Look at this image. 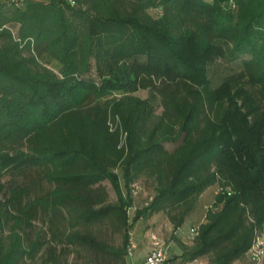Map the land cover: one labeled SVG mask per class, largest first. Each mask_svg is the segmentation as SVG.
<instances>
[{"label":"trees","instance_id":"16d2710c","mask_svg":"<svg viewBox=\"0 0 264 264\" xmlns=\"http://www.w3.org/2000/svg\"><path fill=\"white\" fill-rule=\"evenodd\" d=\"M220 61L231 69L214 86ZM7 175L0 264H129L142 219L162 213L178 231L212 186L206 223L180 259H247L264 236V0L2 2ZM143 178L153 194L131 218ZM44 182L51 189L37 196ZM105 224L121 247L79 230Z\"/></svg>","mask_w":264,"mask_h":264},{"label":"rangeland","instance_id":"374dc122","mask_svg":"<svg viewBox=\"0 0 264 264\" xmlns=\"http://www.w3.org/2000/svg\"><path fill=\"white\" fill-rule=\"evenodd\" d=\"M8 0L1 1L0 4L3 2H7ZM213 1V0H210ZM157 14V12L155 11ZM51 68H56L55 64L52 63L50 66ZM215 70L218 68L219 72L217 76L213 77V73H211V78H213L214 86H219L220 83L223 81L224 77L228 76V71L231 69V65L225 63L224 61H220L217 66L214 67ZM94 75H97L94 73ZM98 80V78H96ZM117 95V94H116ZM137 95L141 96L142 98L149 99L151 94L149 92H144V90L140 91ZM162 113V111H161ZM14 178L11 176H4L1 179V183L5 185L12 184ZM16 179V178H15ZM38 181V178H37ZM140 186L142 187L141 196L135 200V208L131 210L129 213L130 217L133 218L134 214L137 213L138 210L145 207L149 199L153 194L154 183L149 182L147 178H143L140 180ZM108 192L110 193L111 201L110 203L116 202L118 200L117 194L112 189L111 184L106 185ZM50 188V185L47 182H44L40 189L35 194L37 196H42L45 191ZM51 189V188H50ZM217 191L219 189L217 186L210 187L209 191L200 198L197 202V208L195 212L189 217L186 225L182 227L180 230L174 228V225L167 219L165 214L159 213L156 214L152 218H144L142 221L134 227L130 234L132 235V241L135 246L138 248V251L134 255L135 261H138L139 258L143 259L146 255L152 252V237L158 236L161 241L168 247L169 255L167 256V261L173 260L172 263L176 264H183V261L180 259L186 251L193 249L195 244V231H198L200 225L206 223V214L214 204L215 197H217ZM5 192H0V202L4 197ZM38 229L43 230L46 228V225L43 221H39ZM82 232L90 231L96 234L97 236H101L102 238L108 240V242L116 247H121L122 243L124 242L123 236L121 234L113 232L110 225H100V226H86V228L79 229ZM129 262V261H128ZM209 259H199V262L194 264H209ZM65 264H83V261L78 259L76 255L69 258ZM192 264V263H191ZM244 264H252L248 262V260L244 261Z\"/></svg>","mask_w":264,"mask_h":264},{"label":"built area","instance_id":"2783aa9c","mask_svg":"<svg viewBox=\"0 0 264 264\" xmlns=\"http://www.w3.org/2000/svg\"><path fill=\"white\" fill-rule=\"evenodd\" d=\"M10 2L15 3L17 6H22L26 0H10ZM132 192L135 198H138L141 194L140 185L136 184L132 186ZM198 231H195V237L199 235ZM254 247L251 252H249L248 257L252 264H264V236H258L255 240ZM152 252L146 256L143 264H166L167 256L169 255L168 247L161 241L158 236L152 237ZM138 251L133 241L130 242L128 246V256L127 261L129 264H137L134 259V255Z\"/></svg>","mask_w":264,"mask_h":264},{"label":"crops","instance_id":"0c3cea01","mask_svg":"<svg viewBox=\"0 0 264 264\" xmlns=\"http://www.w3.org/2000/svg\"><path fill=\"white\" fill-rule=\"evenodd\" d=\"M1 1H4V0H0V2H1ZM217 194H218V191H217ZM203 196H204V195H203ZM203 196H202V197H203ZM148 255H149V254H148ZM146 256H147V255H146ZM146 256H145L143 259H140V258H139V260H138V261H135V262H137V264H143L144 261H145ZM245 260H248V262H250V259H249V258H247V259H245ZM245 260L241 261V263H239V264H244V261H245ZM250 263H251V262H250ZM171 264H176V263H172V262H171Z\"/></svg>","mask_w":264,"mask_h":264}]
</instances>
